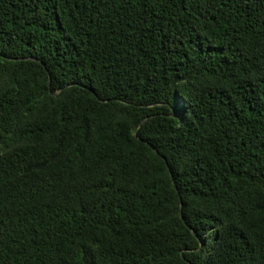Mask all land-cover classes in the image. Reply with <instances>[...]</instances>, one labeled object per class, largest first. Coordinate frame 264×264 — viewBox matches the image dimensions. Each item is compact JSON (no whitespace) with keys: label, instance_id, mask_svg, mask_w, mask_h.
Instances as JSON below:
<instances>
[{"label":"trees","instance_id":"trees-1","mask_svg":"<svg viewBox=\"0 0 264 264\" xmlns=\"http://www.w3.org/2000/svg\"><path fill=\"white\" fill-rule=\"evenodd\" d=\"M0 264H264V0H0Z\"/></svg>","mask_w":264,"mask_h":264}]
</instances>
